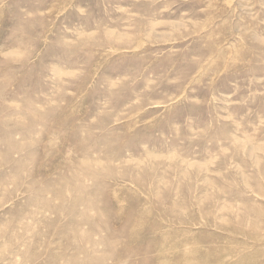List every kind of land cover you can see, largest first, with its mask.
<instances>
[{"label":"rangeland","instance_id":"rangeland-1","mask_svg":"<svg viewBox=\"0 0 264 264\" xmlns=\"http://www.w3.org/2000/svg\"><path fill=\"white\" fill-rule=\"evenodd\" d=\"M0 264H264V0H0Z\"/></svg>","mask_w":264,"mask_h":264}]
</instances>
